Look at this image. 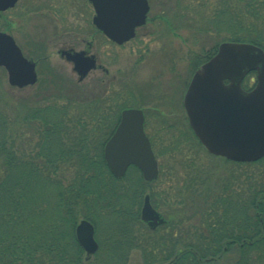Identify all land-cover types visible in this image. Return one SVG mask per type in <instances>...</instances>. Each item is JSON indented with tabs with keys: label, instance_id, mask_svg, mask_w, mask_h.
I'll return each instance as SVG.
<instances>
[{
	"label": "rangeland",
	"instance_id": "rangeland-1",
	"mask_svg": "<svg viewBox=\"0 0 264 264\" xmlns=\"http://www.w3.org/2000/svg\"><path fill=\"white\" fill-rule=\"evenodd\" d=\"M47 1V5L51 4L50 0ZM70 1L78 9H87L85 0ZM24 2L30 3L28 10ZM36 2L20 0L11 10L0 12V31L12 34L29 57L43 54L46 48L36 33L35 27L39 22L32 13ZM262 2L158 0L155 3L158 12L166 15L164 7H169V11H175L172 16L180 20L181 25L175 23L172 28H156L144 40H133L124 45H114L107 40L99 44L95 50L100 53L101 62L109 73L93 71L83 82L73 70L72 62L62 58L53 46L48 52L51 54L50 63L55 66L54 72L48 62H41L40 80L35 85H11L6 68L0 66V107L11 122L12 138L15 146L20 148L19 154L32 156L37 149L40 122L22 119V114L35 107H44L49 102H68L74 106L76 102L81 104L83 107L75 111L76 115L73 114L74 120L81 117L89 132H93L89 140L91 149H94L93 142L98 136L103 137L111 132L120 117L122 106L140 107L146 114L145 130L159 160L160 175L149 185L143 182L137 170H130L125 180L131 200L136 199L137 188L146 187L148 193L155 190L158 209L166 217L175 216L171 222L174 226L169 223L167 229H179V234L184 235L185 248L188 244H196L194 242L200 238L197 234L209 224L207 219L213 221L211 218L205 219L204 215L209 214L212 203L218 199L217 194L220 196L229 191L225 205L227 213L232 220L239 219L241 203L246 209L251 191L249 185L264 187V160L251 165L238 164L211 154L189 129L191 126L184 107V96L202 61L217 50L222 41H246L241 39L249 36L264 38ZM80 12L75 17L82 19ZM48 16L60 30H65L60 27L63 23L58 21V12L49 13ZM39 40L42 41L37 43ZM76 47H83L80 40ZM254 83L255 79L250 81L249 88ZM96 110L102 114V121L106 122L107 117L109 121L102 125L96 124V121L94 123L92 117ZM129 204L131 201L126 206ZM250 210L253 216L254 211L252 208ZM83 218L80 217L78 223ZM94 219L100 249L98 254L89 256L92 258L89 260L91 264H192L185 259L174 263L176 252L162 251L160 241L154 245V240L162 239L166 228L160 227L159 232L153 233L143 221L134 227L136 220L131 211L120 213L109 208L103 214L97 213ZM133 230L138 234L135 240L131 237ZM230 247L216 256L214 262L209 263L202 258L196 264H237L241 257L240 248L236 244ZM200 252L202 250L196 253L198 259ZM84 255L86 257L88 254ZM244 260L245 264H264V244L246 254Z\"/></svg>",
	"mask_w": 264,
	"mask_h": 264
},
{
	"label": "trees",
	"instance_id": "trees-1",
	"mask_svg": "<svg viewBox=\"0 0 264 264\" xmlns=\"http://www.w3.org/2000/svg\"><path fill=\"white\" fill-rule=\"evenodd\" d=\"M245 38L241 40L264 47L263 37ZM215 50L202 62L209 59ZM254 77L255 72L247 76L245 88L250 87L248 83ZM75 104L49 102L44 107L38 106L22 114V119L38 121L41 125L37 149L32 156L19 154L20 148L15 146L12 138L11 122L0 107V264H91L89 260L92 258L85 257L86 252L76 237L80 217L96 222L94 216L97 213L103 214L112 208L120 213L131 211L136 220L134 227L142 221L138 205L142 202L146 187L136 189L137 197L133 201L125 179L129 171L135 169L144 183L151 185V182L145 181L140 169L134 165L124 176H116L104 157V145L118 120L111 132L95 139L94 149H91L89 140L93 132H89L81 117L74 120L75 111L83 107L77 102ZM93 115V121L98 125L109 121L108 117L106 122L102 121V114L97 110ZM189 129L198 139L193 129ZM261 160L264 158L237 163L251 165ZM249 189L247 233L229 235L227 228L219 225L221 217L215 218L216 221L212 223L207 219V223H210L206 226L209 235L204 232L202 239L208 238V242H194L196 244L191 243L187 247L199 245L206 248L199 253L204 258L220 255L223 245L228 244L231 238L240 241L245 239L237 263L245 264L246 254L264 244V187L255 188V185L250 184ZM228 192L226 190L224 194L216 195L218 199L212 203L208 213L227 212L225 205ZM150 193L153 202L158 205L157 192L154 190ZM129 201L131 204L126 206ZM250 208L254 211L253 216L249 212ZM181 256L179 261L184 258L192 264L199 262V256L188 249Z\"/></svg>",
	"mask_w": 264,
	"mask_h": 264
},
{
	"label": "water",
	"instance_id": "water-1",
	"mask_svg": "<svg viewBox=\"0 0 264 264\" xmlns=\"http://www.w3.org/2000/svg\"><path fill=\"white\" fill-rule=\"evenodd\" d=\"M18 0H0V11L15 6ZM106 15L105 33L123 43L135 35V25L141 24L149 9L148 0H92ZM142 18L130 23L133 17ZM120 16V17H119ZM119 17V18H118ZM74 70L82 80L96 66L93 56L76 52ZM0 66L8 72L9 83L16 87L35 84L36 63L28 59L14 36L0 31ZM256 72L255 86L247 90L243 80ZM184 106L195 134L214 155L239 162H253L264 157V48L253 42L224 41L217 52L194 73L184 97ZM104 157L118 177L130 166H137L147 181L160 174L158 158L145 130V114L141 108H125L120 122L104 147ZM143 220L163 222L160 213L146 195ZM77 237L88 254L95 253V225L84 218L77 226Z\"/></svg>",
	"mask_w": 264,
	"mask_h": 264
},
{
	"label": "flooded vegetation",
	"instance_id": "flooded-vegetation-1",
	"mask_svg": "<svg viewBox=\"0 0 264 264\" xmlns=\"http://www.w3.org/2000/svg\"><path fill=\"white\" fill-rule=\"evenodd\" d=\"M19 1L20 0L17 1L16 5L19 3ZM157 1L158 0H148L149 9H148V11L144 17L143 23L135 25V28H134L135 35L132 38L124 41L123 43H119L118 41L109 37L105 33L104 29L102 28L107 23L106 20H109L108 18L114 19V18H112L113 16L112 15H106L105 12L103 11V7H101V6H99V11H98L92 0H85V4L87 5V9L84 8L83 10L78 9V6L76 4H73V2H71L70 0H53V1L50 0L49 2L51 4H49V5H47L48 4L47 0H40V1L37 0V2L34 4V9H33L32 13L34 12L35 17L38 19V22H39L38 24H36V27H35L36 33L38 36L40 35L41 39L43 40V41L39 40L38 42L37 41L36 42L39 43L40 41H42L43 44L46 45L44 53L39 54V55H36V54L31 55L30 53H28L31 55V57L26 56V54L24 53V51L22 49L23 47H21V45L19 43L18 44L21 47L24 55L28 59H30L31 61H34L36 63V71L38 74L37 82H39V80H40V73H41L40 64H41V62H48V64H49L48 66L50 67L52 72H54L53 70H54L55 66L52 63H50V62H52L51 54H50V52H48V50H50L51 46L57 48V53L62 58H65L67 61L72 62L73 70H74L75 63H74L72 58L76 54V52H83L85 56H93L94 59L96 60V66L94 68H92L85 75V77L82 80L79 79L81 82H83L90 75V73L93 71L100 70L101 72H104L107 74L109 73V69L106 68L105 65L101 62L100 53H98V51L95 50V47H97L99 44L102 45L107 40L108 42H110L114 45H124V44L129 43L133 40H140V39L144 40L147 36H149L150 34L155 32L156 28H169V27L172 28V27H174L175 23L177 26L181 25V21L176 20V17L172 16V14L175 11H173V10L169 11V7H164L166 9L165 10L166 15H165V13L158 12L157 8L155 7V3ZM53 2H54V4H53ZM23 5H25V8L28 10L30 3L24 2ZM52 5L54 7H52L51 9H53L55 11L50 9V7ZM48 6H49V8H48ZM14 7H10L8 9L2 11V12L9 11ZM54 12L59 13L60 18H58V21L59 22L61 21V23H63V25L60 24V27L61 28L64 27V29H65L64 31L59 29V27L57 26V23L55 25L51 20L48 19V17H49L48 14L54 13ZM78 12H80L82 14V16H83L82 19L80 17H75V16H77L75 14ZM54 17L56 18L55 15H54ZM129 17H133V19L130 23H127L126 26H130L132 22H136L137 20H140L142 18V15L141 14L126 15L123 20H125L126 18H129ZM158 24H160V25H158ZM81 34H83V35H81ZM79 40L83 44V47H81V48L76 47V45L79 44ZM215 53H216V51H215ZM78 77H79V75H78ZM43 80H41L42 83H43ZM101 81L104 82V79H101ZM137 108H140V107H137ZM145 117H146V114H145ZM119 122H120V118L118 119L117 125L119 124ZM117 125L115 126L114 130L116 129ZM114 130H113V132H114ZM113 132L110 134V136L113 134ZM110 136L108 137V139L110 138ZM146 195L150 196L151 204L160 213V216L163 219V222L157 221L156 223L151 225L150 221L143 220L142 210H143V206L145 203ZM241 205H242V213L240 214L239 219L237 218L235 220H232L230 217L231 215L227 212H225V213L220 212L219 214L209 213L207 215H204L205 219L211 218V220L216 221L215 218L221 217L222 221H221V224H219V225H220V227L225 226L227 228V233L229 235L237 236V235H241L243 233L245 234V233H247V227H248V213H246V209L244 208V206H245L244 203H241ZM158 208H159L158 205H156L153 202V198L151 196V193L145 192L144 198H143V203L140 207V215H141V219H142L143 223L145 225L149 226L151 228L150 231H152L153 233L159 232L160 227L166 228L165 229L166 232L162 235V239L157 240V241L154 240V242H155L154 245L158 244V241H160V243L162 244L161 245L162 249H163L162 251H164V250L165 251H172L173 250V252H176L175 253L176 262L179 261V259L181 258L180 254L182 252H184L186 248L193 253H197V252L204 249L202 246H199V245H197V246L191 245V246L185 248L184 235L181 233L179 234V229L178 228H174L173 230L167 229V227L169 226V223H171L175 220V218H174L175 216H172L171 218L166 217L164 215V213H162ZM93 224L95 225L94 222H93ZM172 226H174V223L172 224ZM176 226H177V224H176ZM95 230H96V228H95ZM204 232H207V234L209 235V233H208L209 231H207V229H204L201 233L197 234V235H199L200 238H198L199 242L196 240V243L208 242V241H206V240H208V238L202 239V234H204ZM137 236H138V234L134 233V230H133V234L131 235V237L135 240V238ZM76 237H77V233H76ZM77 239H78V237H77ZM95 239L97 240L99 247H100V241H99V238L97 236L96 231H95ZM244 242H245V239H242L240 241V240L231 238V239H229L228 244L223 245V247H222L223 251L222 252L227 251L228 249L231 248L230 246H233V244H236L237 246H239L240 253H241V252H243ZM169 243H171V244L169 245ZM99 249L96 251V253L99 251ZM85 252H86V250H85ZM92 255H95V254H92ZM92 255H87V257L92 256ZM202 258L203 257H200L198 260L202 261ZM216 258H217L216 256H210V257H205L203 259L206 262L212 263L215 261ZM174 263H175V261H174Z\"/></svg>",
	"mask_w": 264,
	"mask_h": 264
}]
</instances>
